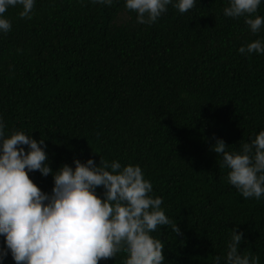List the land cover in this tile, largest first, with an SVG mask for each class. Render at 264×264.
<instances>
[{"label":"trees","instance_id":"16d2710c","mask_svg":"<svg viewBox=\"0 0 264 264\" xmlns=\"http://www.w3.org/2000/svg\"><path fill=\"white\" fill-rule=\"evenodd\" d=\"M226 5L195 0L180 13L169 4L151 24L137 22L124 0H35L30 18L18 15L19 5L4 13L5 136L45 139L54 171L75 167L74 158L99 164L100 156L140 165L171 221L151 233L164 245L162 264H213L233 227L243 232L238 251L264 264V196L242 197L210 149L222 138L238 152L264 128V53L238 51L264 40V25L252 33L243 16L223 15ZM256 14L264 16V2ZM28 174L51 191V173ZM126 255L98 264H123ZM3 264L16 262L9 253Z\"/></svg>","mask_w":264,"mask_h":264},{"label":"clouds","instance_id":"9594fccd","mask_svg":"<svg viewBox=\"0 0 264 264\" xmlns=\"http://www.w3.org/2000/svg\"><path fill=\"white\" fill-rule=\"evenodd\" d=\"M113 0H93L110 5ZM264 0H227L223 15L244 18L252 33L264 25V16L256 14ZM35 0H0V33L11 28L4 16L9 6H21L20 17L31 16ZM125 8L136 12L139 23L151 24L171 4L180 13L191 9L195 0H124ZM238 51L264 53V40L255 39ZM0 116V264L11 255L16 264H98L101 259L127 253L123 264H162L164 245L151 233L158 225L171 223L161 208L162 198L153 197L152 183L138 164L121 166L118 160L105 161L100 156L75 167L64 163L55 171L47 162L45 139H35L23 131L5 136ZM27 145V149L23 147ZM226 143L216 138L210 149L221 155L227 166L228 183L244 198L264 196V128L240 146V151H226ZM39 170L51 173L53 186L43 191L29 176ZM103 186V195L96 189ZM173 231L179 233L177 225ZM243 232L232 228L223 257L213 264H257V257L241 254L238 246Z\"/></svg>","mask_w":264,"mask_h":264}]
</instances>
